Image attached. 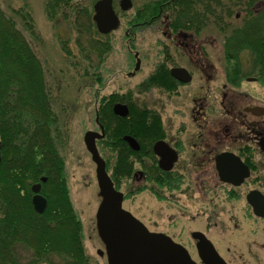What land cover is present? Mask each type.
<instances>
[{
	"label": "rangeland",
	"instance_id": "obj_1",
	"mask_svg": "<svg viewBox=\"0 0 264 264\" xmlns=\"http://www.w3.org/2000/svg\"><path fill=\"white\" fill-rule=\"evenodd\" d=\"M76 1L92 8L95 0ZM119 1L114 0L121 19L120 27L107 35L95 37L108 42L110 50L100 56L102 58L93 54L86 58L82 47L76 44L75 16L70 11L66 19L54 23L47 16L45 0H0L1 9L14 20L42 63L56 116L53 136L64 162L69 197L81 221L82 243L90 264H108V261L96 226L101 196L95 163L83 136L87 130H98L96 114L101 102L111 94L125 96L124 102L158 114L166 140L179 150L174 171L181 180L175 183L176 186H159L150 176L154 173L148 168L155 158L143 153L130 157L135 172L142 170L147 176L137 179L132 175L120 180L118 188L126 197L124 207L150 230L165 232L185 245L199 262L195 240L191 236L195 230L211 239L228 264H264V218L252 214L244 194L229 193L231 187L227 185L216 187V171L211 167L200 171L202 163L192 159V144L197 141L204 117L213 127L230 119L222 103L223 95L238 94L244 104L257 103L259 99L262 102L264 82L242 79L238 86H233L228 81L230 66L224 53L228 27L221 26L223 24L208 23L198 33H174L167 27L165 18L134 27L130 21L136 10L152 0H132L133 7L128 11L120 10ZM169 14L170 11H165L163 16ZM245 14L235 7L233 16L237 15V21L230 17L224 20L241 24ZM183 36L188 37L184 39ZM188 39L197 45V50L198 47L201 49L200 55L211 65L207 73L200 70L199 60L188 55L184 46ZM62 40L69 42L70 54L64 52ZM136 59L140 63L138 69L135 68ZM164 63L167 68H189L192 81L178 85L173 91L159 85L143 86V81ZM250 77L254 76L247 78ZM199 105H204V109L199 111L201 118L197 121L195 116ZM98 147L112 174L116 153L107 138L99 142ZM26 249H19L23 262L32 256L31 250Z\"/></svg>",
	"mask_w": 264,
	"mask_h": 264
},
{
	"label": "trees",
	"instance_id": "obj_2",
	"mask_svg": "<svg viewBox=\"0 0 264 264\" xmlns=\"http://www.w3.org/2000/svg\"><path fill=\"white\" fill-rule=\"evenodd\" d=\"M77 2L45 0L47 16L59 23L70 11L75 16L76 44L82 47L86 58L92 54L102 58L110 50L109 44L95 38L102 34L96 29L92 8ZM235 7L246 13L237 25L224 20L237 19V15L233 16ZM165 11L170 14L164 17ZM162 18L174 33H198L208 23L228 27L224 40L230 66L228 81L238 86L248 75L264 81V0H152L136 10L130 24L137 27ZM61 44L64 52L70 54L69 42L62 40ZM142 85L173 89L175 81L164 63ZM124 97L111 94L98 109L106 131L100 142L107 138L116 153L111 176L117 187L122 178L132 175L130 157L143 153L145 145L150 148L162 131L158 114L131 103L129 116L115 115L113 103L125 101ZM55 122L42 63L14 20L0 7V264H90L82 243L81 221L69 197L64 162L53 136ZM125 134L140 142L139 151L123 140ZM171 174L164 173L158 179L163 185L175 184L177 178ZM42 176L48 177L41 190L48 204L39 214L31 202V185ZM21 248L31 250L29 261L21 260Z\"/></svg>",
	"mask_w": 264,
	"mask_h": 264
},
{
	"label": "water",
	"instance_id": "obj_3",
	"mask_svg": "<svg viewBox=\"0 0 264 264\" xmlns=\"http://www.w3.org/2000/svg\"><path fill=\"white\" fill-rule=\"evenodd\" d=\"M119 4L124 11L133 6L132 0H120ZM93 8V19L100 33H109L118 28L120 18L115 11L114 0H97ZM139 64L138 61L136 69L139 68ZM170 72L172 76L182 81L191 80V75L185 68L173 67ZM255 108L250 110L255 111ZM113 111L116 115L125 117L129 114V107L127 104L117 102L113 105ZM95 121L99 124L100 131H86L84 143L96 164V178L101 196L96 212V225L105 245L108 264H227L211 240L201 231L192 233L193 238L197 240L196 248L201 260L199 263L192 258L184 245L174 241L165 233L149 230L143 222L123 207L124 194L114 186L107 171L106 161L96 144V140L105 135L104 127L99 123L98 117ZM123 139L132 149H140L138 141L133 136L124 135ZM154 151L161 157L159 163L164 169L169 170L173 167L177 160V152L165 141H157L154 144ZM242 164L232 153L220 154L216 159L219 175L226 181H233L232 177L228 176L227 170L237 169ZM244 166L243 177L248 174V168ZM243 177L239 181H242ZM41 181H46V177H42ZM239 181L234 182L239 184ZM32 191L34 209L38 213H43L47 207V199L40 193L41 182L34 184ZM248 200L254 212L264 217V196L253 191L248 195ZM98 252L103 254L101 250Z\"/></svg>",
	"mask_w": 264,
	"mask_h": 264
},
{
	"label": "flooded vegetation",
	"instance_id": "obj_4",
	"mask_svg": "<svg viewBox=\"0 0 264 264\" xmlns=\"http://www.w3.org/2000/svg\"><path fill=\"white\" fill-rule=\"evenodd\" d=\"M186 51L188 55L191 57H195V60H199V68L202 72L207 73L208 69L211 68V65L200 55V50L197 45H194L189 39L188 42L184 43ZM191 57V59H193ZM137 58V57H135ZM138 59H136L137 63ZM136 66V64H135ZM174 67H184V66H174ZM172 68V67H171ZM169 73H170V69ZM186 68L191 73V80L189 81H182L181 79L175 78V86L173 89L166 90H176L178 85L180 84H188L193 79V74L191 70L187 67ZM130 73V72H129ZM128 73V74H129ZM130 75H134L130 73ZM257 80L255 82H260L259 77L254 76ZM210 80V77H209ZM252 81V82H254ZM235 86V85H233ZM262 86V85H261ZM224 106L226 107V113L230 116V119H226L225 121L219 122L216 127H213L208 123V120L204 117L203 124L199 125L200 132L197 138V141L192 144V159L194 161L202 163L201 170H205L209 167L213 168L216 171L217 175V182L215 184L216 187L218 185H227L231 187L229 193L235 195L244 194L245 201L247 206L251 209L252 214L257 218H264L257 215L254 210L253 206L250 204L248 200V195L251 194L253 191H257V193H261L264 196V175L261 174L264 172V101L257 100L256 102H250L249 104H244L239 99L238 94L232 95L230 97L227 94L223 95V102ZM256 107V108H255ZM199 110H196L195 119L198 121L201 118L200 110L204 109V105H199L197 107ZM250 108H255V111L250 110ZM237 127V128H236ZM240 127V128H239ZM1 144H0V160L2 159V149L3 143L0 136ZM156 141H165L171 148H173L177 152V160L174 162L173 167L169 170L164 169L159 161L161 157L154 151V144ZM149 153V154H148ZM223 153H232L236 157L240 159V161L247 166L248 174L243 177L245 166L242 164L241 167L237 169L232 168V170H227L228 176H231L233 181H226L221 179L219 175V171L216 167V159L220 154ZM143 154L155 158V162L149 165L148 171L151 170L158 180L159 186H170V185H163L158 178L163 177L164 173H172L176 178L177 181L175 183L180 182L181 177L175 171V164L179 160V150L171 144L168 140H166L165 131L162 128L160 138L154 140L150 148L145 145V150ZM263 163V164H262ZM262 164V166H261ZM142 178L146 177L147 174L145 171H142ZM200 171H198L200 173ZM145 172V173H144ZM197 173V174H199ZM171 174V175H172ZM132 175L137 177V173L133 169ZM131 175V176H132ZM47 177V176H46ZM197 177H200L198 175ZM196 177V178H197ZM242 181H239L242 178ZM48 177L46 178L47 181ZM209 180L211 178H208ZM216 181V180H212ZM234 181H239L240 183L237 184ZM174 184V183H172ZM175 185V184H174ZM176 186V185H175ZM214 188V186H213ZM241 190V191H240ZM243 192V193H242ZM255 198V197H254ZM256 199V198H255ZM257 200V199H256ZM260 204V203H259Z\"/></svg>",
	"mask_w": 264,
	"mask_h": 264
}]
</instances>
